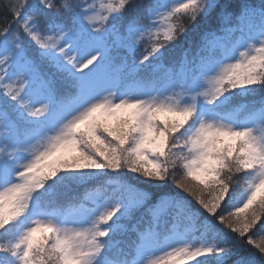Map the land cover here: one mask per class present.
Returning a JSON list of instances; mask_svg holds the SVG:
<instances>
[{
  "label": "snow or ice",
  "instance_id": "1",
  "mask_svg": "<svg viewBox=\"0 0 264 264\" xmlns=\"http://www.w3.org/2000/svg\"><path fill=\"white\" fill-rule=\"evenodd\" d=\"M0 264H264V0H0Z\"/></svg>",
  "mask_w": 264,
  "mask_h": 264
},
{
  "label": "trees",
  "instance_id": "2",
  "mask_svg": "<svg viewBox=\"0 0 264 264\" xmlns=\"http://www.w3.org/2000/svg\"><path fill=\"white\" fill-rule=\"evenodd\" d=\"M260 0H249V3L258 5Z\"/></svg>",
  "mask_w": 264,
  "mask_h": 264
}]
</instances>
